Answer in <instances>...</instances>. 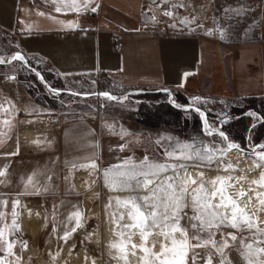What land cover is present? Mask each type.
I'll return each mask as SVG.
<instances>
[{
  "label": "crops",
  "instance_id": "obj_1",
  "mask_svg": "<svg viewBox=\"0 0 264 264\" xmlns=\"http://www.w3.org/2000/svg\"><path fill=\"white\" fill-rule=\"evenodd\" d=\"M144 2L75 0L73 7V0H0V36L68 88L90 80L113 94L168 88L176 102L196 104L264 97V30L234 44L198 33L157 36ZM89 8L95 11L84 15ZM116 31L120 48L110 39ZM45 107L0 85V204L23 198L42 213L59 210L57 201L69 196L65 172L120 160V132L82 117L52 130L47 118L60 112Z\"/></svg>",
  "mask_w": 264,
  "mask_h": 264
},
{
  "label": "rangeland",
  "instance_id": "obj_2",
  "mask_svg": "<svg viewBox=\"0 0 264 264\" xmlns=\"http://www.w3.org/2000/svg\"><path fill=\"white\" fill-rule=\"evenodd\" d=\"M144 7L145 12L155 18L154 25L158 26L156 30L165 26L168 29H181L186 33L211 35L232 44L252 39L264 30V0H145ZM165 12H170L171 15H165ZM9 47L11 48L12 45L9 44ZM1 48L0 59L6 61L14 51L9 54ZM28 73L31 72L24 67L22 61L0 64V85L8 87L11 91L19 90L21 94H28L48 107L51 103L42 97L38 91L42 87L46 93L48 92L37 77L31 73L40 82L41 86L31 79ZM112 85L115 84L112 83ZM113 88L118 89L117 86ZM63 89L90 94L104 90L101 87L96 89L94 80L77 83V85H72L69 88L64 87ZM142 93L144 92L132 91L124 100H109L107 97L100 95L82 97L67 93L69 96L62 97L57 103L54 102V105H50L57 112H60L63 121L74 120L82 117L85 113L98 111L99 115L94 118L95 121H100L111 130L120 132L121 141L118 143L120 145L117 146L118 151L121 152L118 153L120 160L109 168H101L95 163V168L79 165L65 172L62 178L68 184L69 196L68 199L60 198L57 201L59 210L48 209L42 213L40 207L32 204L31 200L23 198L21 201V198H18L7 203L1 202L0 228L4 229V239L0 241V261L3 264H141L140 257L145 254L139 247L132 249V244L140 245L142 243L139 228L123 230L125 231L124 239H127L128 232L134 233L131 236V242L127 245V260L114 258L118 257L120 253L116 249L109 248L110 242H116L120 239L116 235V233L122 231L119 225L132 223L127 215L128 210L116 203V197L123 199L132 195L142 196L146 194L140 187H136L135 192L131 189L121 191L119 188L112 191L106 185L105 171L109 169L116 171L113 166L122 165L129 158H131L130 163L136 164L143 161L145 157H148L149 162L153 163L183 164L187 172L198 180L200 177L197 176V173L203 172L206 189L209 182L215 177L231 176L233 179L236 178L235 182L239 184H235V191L243 189L250 196H253V205L257 204L254 193L250 192L249 189L264 191V188L251 184V181L259 179L260 172L264 171V161H258L252 153L255 146L264 144V142L259 141L251 144V133L249 131L253 124H256L259 120L248 115V113H256L257 117H260L257 112L252 110L250 106H246L240 98L220 99L209 102V104L204 102L190 103L197 105L204 111L208 124L214 128L212 130L205 125L204 120L201 119L200 114L195 109L188 108V110L172 106L168 102L166 92H164L165 95L156 98V101L152 100L150 102L146 97L140 98ZM158 99L168 103L171 108L164 109L166 106H161L160 101H157ZM141 102H149L150 106L140 107ZM47 107L45 108L47 109ZM240 111L248 116L249 125L245 134L248 143H245L244 148L240 147L244 152L239 150V156L247 159L252 164L254 171L251 174L253 173L254 177L247 173L245 166L239 168L236 166V162L241 158L231 157V150L223 154L216 152L214 161L211 164L207 163L206 160L201 161L196 158L193 160H174L166 155V152L173 149L178 152V145L183 144L192 145V149L188 151L193 152L196 150L203 151L205 146L210 149L226 148V143L218 135V131L227 134L224 131L225 124ZM221 121L225 122L221 123ZM142 124L146 127H156L151 130V136L160 150L146 146L140 150L139 145L144 142L141 139L140 128ZM206 127L212 130L211 135L207 134ZM227 137L229 138L228 134ZM229 140L235 142L230 138ZM121 145H124L123 150H121ZM255 150L260 151L259 148ZM253 161L260 163L261 167L256 168ZM229 162L232 169L225 171L224 165ZM197 164H199V167L195 166ZM82 165L91 164L85 163ZM177 172L181 177L184 176L181 169L178 168ZM162 175L173 176L174 172L169 168ZM240 177H244V179L237 182ZM233 179L231 182H234ZM132 184L135 187V181H132ZM207 190L211 192L213 185H210V189ZM228 191L231 192V189L229 188ZM14 203L15 208L13 207ZM109 203H111V206L106 207ZM252 210L255 211V208H251L250 214ZM77 211L81 213L79 227H76L75 217L69 219V215ZM184 211L188 216L193 215L191 207L186 208ZM14 212L15 215H13ZM261 212H258L257 216L260 221H264V214ZM122 213L124 218L121 220L120 215ZM113 214H115L118 224L113 223ZM188 216L184 217L181 224L188 228L191 235L195 230L191 228ZM13 221L16 222V228L12 227ZM260 227H264V223L260 224ZM72 228H76V230L73 232L71 231ZM40 231L42 233L46 231L47 235L44 237V242L39 249L38 245L42 240V236L39 237ZM66 231L70 234L65 240L61 237L64 236ZM222 231L224 233H235L238 237L241 235L236 229L230 227L222 228ZM159 233L160 228H153L151 234L144 241L145 247L158 252L161 244L170 246V240H166ZM175 235L177 239L180 238L179 233ZM200 235L206 238L205 233L202 232ZM243 235L250 236L251 233L245 230ZM48 238L50 239L48 240ZM216 239H220L219 232ZM260 239H264V237H260ZM9 242L14 244L11 255L8 254L7 249ZM22 242L26 243L27 247H23ZM190 242L192 244L197 243L195 240ZM133 251H135V255L132 254ZM210 251H213L210 246L209 248L201 247L189 250L187 264H193V255L196 256L195 264H205ZM225 253L231 264H245L237 251L236 245L226 249ZM220 260L221 257L218 254H213L212 264H220Z\"/></svg>",
  "mask_w": 264,
  "mask_h": 264
},
{
  "label": "snow or ice",
  "instance_id": "obj_3",
  "mask_svg": "<svg viewBox=\"0 0 264 264\" xmlns=\"http://www.w3.org/2000/svg\"><path fill=\"white\" fill-rule=\"evenodd\" d=\"M75 6V0H73V7ZM95 11V8L92 9ZM56 11L59 12L60 8L57 7ZM41 15L43 13H40ZM165 15H171L170 12H165ZM71 24V22H69ZM11 60L22 61L24 57L17 53ZM3 59H0V63H4ZM11 61H9L10 63ZM35 71V70H34ZM36 76L43 81V77L37 71ZM187 75V74H186ZM14 79V77H12ZM52 91L58 94V90L52 89ZM78 95V93H73ZM99 95L107 97L109 100L117 99L111 96L107 92L99 93ZM199 98H196V102ZM180 107V105H176ZM195 111L200 114L205 125H207V119L205 114L197 107ZM248 115L254 117L261 122H264V117H257L256 113H248ZM225 121H221L224 123ZM255 127V124H253ZM208 135L212 134V130L206 127ZM218 135L226 142V148H209L205 146L203 151L196 150L188 151L192 149V145L183 144L178 145L179 151L173 149L170 152H166V155L170 159L174 160H193L194 158L201 161H207L211 164L214 161V154L216 152L226 153L228 150L240 149V145L229 141L228 137L223 131H218ZM123 150L124 145H121ZM259 148L260 151L255 149ZM253 155L257 157L258 161H264V144L255 146L253 149ZM131 158L125 161L122 165L113 166L116 171L112 169L106 170L105 182L109 186L110 190L116 191H128L131 189L136 191V187H140L145 191V195L137 196L132 195L127 198L116 197V203L122 207H125L128 212V218L132 221L131 224L119 225L122 231L116 233L119 240L116 242H110L109 248L116 249L120 255L118 259L127 260V245L131 242V236L133 232L127 233V239L125 237V231L127 229L139 228L142 243L140 245L132 244V249L139 247L145 254L140 257L141 264H187L188 251L195 248H209L210 251L205 264H212L213 254H218L221 257L220 264H231V261L227 258L225 250L232 245L237 246L241 258L245 261V264H264V227H260V224L264 221H260L257 213L264 211V192L256 191L255 189H249L254 193L257 204L253 205V196H250L248 192L240 189L234 193L229 192V188H234L231 183H225V181H231L233 178L228 177H215L211 184L213 190L209 192L205 188V181L203 179L204 173L199 172L197 178L193 177L187 172V169L183 164L175 165L168 163H153L149 162L148 157H145L139 164L130 163ZM221 163H223L221 161ZM256 168H260L261 164L257 161H253ZM199 167V164L195 165ZM81 167L95 168V163L91 165H81ZM171 168L174 172L173 176L162 175ZM181 169L184 172V176L181 177L177 169ZM232 169L231 163L224 165V170L228 171ZM0 175H4L0 172ZM244 177L238 178L243 180ZM31 182V177L29 178ZM135 181V187L132 184ZM237 181V182H238ZM251 184L257 185L259 188H264V171L259 174V179L252 180ZM217 185H219L217 187ZM195 186V187H193ZM247 197V203L241 206L240 198ZM18 203V202H16ZM111 203L106 207H110ZM15 208V203L13 205ZM191 207L193 215L188 216L184 211L186 208ZM251 208H255V211H251ZM15 215V212L13 213ZM185 216H188V220L191 224V228L195 230L191 235L187 227L181 224V221ZM76 218V227L80 226L81 213L79 211L71 213L69 219ZM124 218V214L120 215V219ZM113 223L118 224V221L113 214ZM13 228H16V222L13 221ZM160 228L159 235L164 236L166 240H170V246L167 244H161V248L158 252L152 251L150 248L145 247L144 241L151 234L153 228ZM230 227L236 229L241 233L238 237L235 233H224L222 228ZM255 231H252V230ZM76 228H72L71 231H75ZM247 230L251 233L250 236H245L243 233ZM205 233L206 238L201 236L200 233ZM219 232L220 239L217 240L216 236ZM176 233H179L180 238H176ZM69 232H65L62 239H67ZM4 239V229L0 228V241ZM195 240L197 243L192 244L190 241ZM23 247H27L26 243H23ZM13 242L7 244L8 254L11 255V249L13 248ZM135 255V251L132 252ZM193 264H195L196 256H192ZM0 264H3L0 261Z\"/></svg>",
  "mask_w": 264,
  "mask_h": 264
},
{
  "label": "trees",
  "instance_id": "obj_4",
  "mask_svg": "<svg viewBox=\"0 0 264 264\" xmlns=\"http://www.w3.org/2000/svg\"><path fill=\"white\" fill-rule=\"evenodd\" d=\"M0 47H2L3 50L9 54L12 51H14V49L12 47L11 48L9 47V43L2 36H0ZM32 66L35 67L33 64H32ZM37 70L46 78V80L49 82V84L52 87L64 88L63 82H61L58 78H56L55 76L51 77V74L45 70H41V69H37ZM28 74H30L29 77H31V79H33L37 84H39L41 86L40 82L31 73H28ZM38 92L42 95V97H44L46 100H48L49 103H51L52 105H54V102L57 103L60 98L69 96V94H67V93H60L57 95H51L49 93H46L42 87ZM141 95L142 96L140 98L146 97L147 99H149V102H150L152 100L156 101V98H158L159 96L165 95V93L164 92L142 93ZM28 96H30V95H28ZM32 98H34V97H32ZM212 98L213 99H211L209 102H214L216 100H219L217 97H212ZM85 99H87V98H85ZM240 99H242L244 101V104L246 106H250L252 108V110L257 112L260 117H264V97L251 96V97H242ZM157 101L159 102L160 100L158 99ZM149 102H141L140 107L146 108L147 106H150ZM161 102H163V103H161ZM180 102L183 103L184 101L180 100ZM159 103L161 106H166V107H164V109L171 108L169 106V104L166 102L164 103V101H160ZM236 114L237 115L233 119H231L230 121H228L225 124L224 131L228 134V136L231 140L237 142L240 145V147L244 148L245 143H248V140L246 139L245 134H246V131H247V128L249 125V121H248L249 118L246 114H243L242 111L237 112ZM155 128L156 127H152V126L146 127V126H143V124L141 125V128H140L141 139L144 142L142 145L141 144L139 145L140 150L145 146L150 147L151 149H159L160 150V148H158V146L153 142L152 136H151V130H153ZM159 128H160V126H159ZM249 132L251 133V144H255L259 141L264 142V122H261L259 120L255 124V127H252ZM137 150H139V149H137ZM137 150H134V151H137ZM46 215H47V211H46ZM46 235H47L46 231H45V233H42V231H40L39 237L42 236V240H41L40 245H38L39 249L41 248V245L44 242V237Z\"/></svg>",
  "mask_w": 264,
  "mask_h": 264
},
{
  "label": "water",
  "instance_id": "obj_5",
  "mask_svg": "<svg viewBox=\"0 0 264 264\" xmlns=\"http://www.w3.org/2000/svg\"><path fill=\"white\" fill-rule=\"evenodd\" d=\"M17 53H20L23 57H24V60H22V63H23V65H24V67L29 71V72H31L35 77H37L36 76V72L38 71V70H36L32 65H31V63H30V60L28 59V56L26 55V54H24V53H22V52H20V51H16V52H14L13 54H12V56L11 57H9L4 63H0V64H9V61H14V60H11V58L14 56V55H16ZM10 62V63H11ZM35 70V71H34ZM39 72V71H38ZM40 73V72H39ZM41 74V73H40ZM41 76L43 77V81L40 79V78H38L37 77V79H39L40 81H41V83L43 84V86L45 87V90L48 92V93H51V94H55V95H57V93L56 92H54V91H52V89H56V90H58V94L59 93H64V92H67V93H78V95H80V96H82V97H88V96H91V95H99V93H102V92H107V93H109L111 96H114V97H116L117 99H115V100H124L126 97H128V94L130 93L129 91H127V92H125V93H123V94H113V93H111V92H109V91H105V90H102V91H96V92H94V93H92V94H90V93H80V92H76V91H74V90H70V89H63V88H55V87H52L49 83H48V81L46 80V78L41 74ZM164 91H166L167 92V94H168V102L172 105V106H174V107H176V105L178 104V105H180V107H177V108H182V109H188V108H193V109H195V108H197L198 106L197 105H195V104H190V103H178V102H176L173 98H172V95H171V93H170V90L168 89V88H164L163 89ZM133 91H137V92H143V91H145V89H133ZM101 96V95H100ZM200 110H201V112H203L204 113V111L200 108V107H198ZM206 117V116H205ZM207 127H209V128H211L212 130L214 129V128H212L209 124H208V121H207ZM226 136H227V134H225ZM229 139V138H228ZM223 140V139H222ZM230 141V140H229ZM223 142H225L224 140H223ZM226 143V142H225ZM240 149H242V148H240ZM243 150V149H242ZM242 152H244V150L242 151Z\"/></svg>",
  "mask_w": 264,
  "mask_h": 264
},
{
  "label": "built area",
  "instance_id": "obj_6",
  "mask_svg": "<svg viewBox=\"0 0 264 264\" xmlns=\"http://www.w3.org/2000/svg\"><path fill=\"white\" fill-rule=\"evenodd\" d=\"M92 12H93L92 8L85 9V10L82 11V13L84 15H89ZM182 32H184V31H182L181 29H168V27L162 26V27H160L159 30H156L154 34L157 35V36L175 37V36L181 34ZM110 39L113 42V44L115 45V47H117V48L121 47L122 41L120 39V34H119L118 31L112 33ZM98 115H99V112L95 111V112H91V113H85L82 116V118H86L88 120H92L95 117H98ZM47 119H48L47 121H48L49 128L52 129V130H58V128L60 126V123L63 121L62 116L59 113L56 114V115H51ZM87 163L88 164H92V163H95V162H87Z\"/></svg>",
  "mask_w": 264,
  "mask_h": 264
},
{
  "label": "bare ground",
  "instance_id": "obj_7",
  "mask_svg": "<svg viewBox=\"0 0 264 264\" xmlns=\"http://www.w3.org/2000/svg\"><path fill=\"white\" fill-rule=\"evenodd\" d=\"M241 151V150H240ZM240 151L239 150H237V149H232L231 150V152H230V155H231V157H233V158H241L239 155H240ZM236 166L239 168L240 166H245V169H247V173H250L249 175L251 176V177H254L255 175L252 173L251 174V172H253L254 171V169H253V166H252V164L247 160V159H245V158H241L239 161H237L236 162ZM257 177V176H256ZM235 179L236 178H234L233 180H234V182L232 181H225V183L227 184V183H231V184H233L234 185V188H230L231 189V192H235V187H236V185L238 184V183H236L235 182ZM237 180V179H236ZM239 182V181H238ZM236 184V185H235ZM210 185H212L211 184V182H209V184L207 185V189H210ZM239 185V184H238ZM241 186V185H240ZM241 188H242V186H241ZM264 192V191H263ZM239 202H240V204H241V206H243V204L244 203H247V197H243V198H240V200H239ZM253 211V210H252ZM261 213H263L264 214V211H262ZM51 241V240H50Z\"/></svg>",
  "mask_w": 264,
  "mask_h": 264
}]
</instances>
